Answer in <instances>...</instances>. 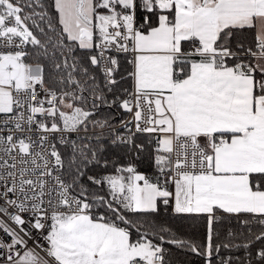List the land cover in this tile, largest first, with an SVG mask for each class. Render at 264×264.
Returning <instances> with one entry per match:
<instances>
[{
    "label": "snow or ice",
    "instance_id": "6c2138e0",
    "mask_svg": "<svg viewBox=\"0 0 264 264\" xmlns=\"http://www.w3.org/2000/svg\"><path fill=\"white\" fill-rule=\"evenodd\" d=\"M172 249L264 264V0H0V264Z\"/></svg>",
    "mask_w": 264,
    "mask_h": 264
},
{
    "label": "trees",
    "instance_id": "16d2710c",
    "mask_svg": "<svg viewBox=\"0 0 264 264\" xmlns=\"http://www.w3.org/2000/svg\"><path fill=\"white\" fill-rule=\"evenodd\" d=\"M141 171H144V167L141 166ZM169 222L174 228L180 231L183 235L191 236L193 238L199 239L205 231L206 222L195 216H185L182 218L169 217ZM226 225L228 221L224 222ZM235 224V221L231 222ZM165 247H170L165 245ZM171 264H199L198 260L195 257H192L190 254H186L180 250L172 249L169 256Z\"/></svg>",
    "mask_w": 264,
    "mask_h": 264
}]
</instances>
